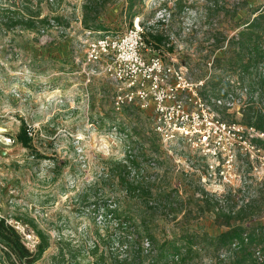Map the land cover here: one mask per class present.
Here are the masks:
<instances>
[{
    "label": "rangeland",
    "instance_id": "rangeland-1",
    "mask_svg": "<svg viewBox=\"0 0 264 264\" xmlns=\"http://www.w3.org/2000/svg\"><path fill=\"white\" fill-rule=\"evenodd\" d=\"M15 3L51 21L29 31L0 25V216L32 251L39 241L32 224L49 237L35 264H90L94 244L109 258L111 237L115 248L129 240L119 253L131 237L143 249L148 239L153 251L186 232L200 244L192 263L217 264L211 243L201 245L200 236L225 230L216 222L218 199L225 211L254 207L255 224L264 225V149L254 141L264 138L246 132L261 152L239 153L230 183L219 175L209 180L213 159L186 143L163 144L152 128L153 111L135 104L117 109L115 86L101 64H84L82 43L92 37L85 14L90 27L123 32L137 13L152 19L143 2L130 8L131 0H0V13L12 12ZM172 11L173 53L190 64L191 77L206 79L213 98L230 85L246 103L239 76L226 71L225 51L264 12V0H177ZM213 109L228 125L247 128L241 108ZM22 121L32 139L28 148L17 139ZM134 257L148 264L146 256Z\"/></svg>",
    "mask_w": 264,
    "mask_h": 264
},
{
    "label": "built area",
    "instance_id": "built-area-1",
    "mask_svg": "<svg viewBox=\"0 0 264 264\" xmlns=\"http://www.w3.org/2000/svg\"><path fill=\"white\" fill-rule=\"evenodd\" d=\"M176 2L144 0V9L153 12L151 20L137 13L123 32L88 31L87 35L92 37L82 43L84 64H101L100 73L115 86L114 106L117 109L132 104L145 111L150 108L152 128L163 144L186 143L193 152L213 159L207 171L209 180L219 175L223 183H230V172L234 170L238 154L252 150L261 152L245 133L260 138H264V133L222 121L213 108L242 109L245 104L242 98L233 93L226 97L209 96L206 79L191 77L189 63L179 60L173 52L165 53L167 48L156 50L145 43L144 35L149 26L165 30L167 35L170 33L172 8ZM184 27L188 30L187 23ZM167 44L174 46L172 37L169 36ZM5 143L12 145L14 141L7 138ZM142 244L144 249L147 245L145 250L142 247L146 254L153 253L148 239Z\"/></svg>",
    "mask_w": 264,
    "mask_h": 264
},
{
    "label": "trees",
    "instance_id": "trees-1",
    "mask_svg": "<svg viewBox=\"0 0 264 264\" xmlns=\"http://www.w3.org/2000/svg\"><path fill=\"white\" fill-rule=\"evenodd\" d=\"M136 1L131 0L130 8L136 5ZM139 1L143 2L144 0ZM97 2L92 7L94 13L97 9ZM16 5L15 3V9L12 12L4 9L1 11L0 25L4 24L8 29L21 28L28 31L46 24L51 26V21L47 17L41 19V16L34 14L30 7L21 8ZM86 14L83 25L87 31L109 33L98 26L90 27L88 14ZM245 25L244 29L229 40L230 48L225 51L226 71L237 73L241 89L247 92L248 100L242 107V123L247 128H254L256 131L264 133V12L261 11L257 15L255 13L254 17ZM144 40L147 45L156 50L168 48L170 53L174 52V46L169 47L167 44L169 36L165 30L160 31V29L149 26ZM229 89L230 85H227V91L221 95L226 97L231 94ZM18 133V141L23 147L28 148L32 139L25 121H22ZM254 141L264 149V140L257 138ZM139 189L140 187H137V190ZM205 195L208 196L207 193ZM219 202L218 199L214 206L216 222L225 230L219 233L216 238L200 236L201 245L206 240L211 243L210 248L218 258L217 264H264V225L255 224L253 218L256 215V210L254 207L244 205L239 209L225 211L224 208L219 207ZM106 206L108 205H105L104 208ZM127 222L129 221L124 223L127 224ZM31 227L39 238L35 251L26 246L22 233L18 232L6 217L0 216V264H35L43 257L49 249L50 239L33 224ZM126 239H120L118 244L120 247L115 248L116 241L112 237L109 238L107 241L111 249L109 258L103 253L99 256L100 246L94 244L91 252L93 261L89 263L143 264V262L137 263L139 257L135 258L134 256L144 255L148 264H193L192 261L198 254L197 247L200 245L199 242H196L195 235L186 232L174 239L160 242L152 254H146L141 244L136 243L135 239L131 237L130 246L126 245V249L122 250L125 254L119 253L121 247L129 241ZM128 251L132 252L134 256H131Z\"/></svg>",
    "mask_w": 264,
    "mask_h": 264
},
{
    "label": "bare ground",
    "instance_id": "bare-ground-1",
    "mask_svg": "<svg viewBox=\"0 0 264 264\" xmlns=\"http://www.w3.org/2000/svg\"><path fill=\"white\" fill-rule=\"evenodd\" d=\"M3 130V129H2Z\"/></svg>",
    "mask_w": 264,
    "mask_h": 264
}]
</instances>
